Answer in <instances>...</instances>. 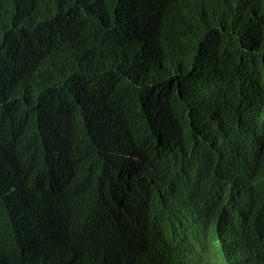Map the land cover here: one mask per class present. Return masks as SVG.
<instances>
[{
	"label": "trees",
	"instance_id": "obj_1",
	"mask_svg": "<svg viewBox=\"0 0 264 264\" xmlns=\"http://www.w3.org/2000/svg\"><path fill=\"white\" fill-rule=\"evenodd\" d=\"M131 2L0 0V176L8 158L31 183L37 166L50 162L56 134L59 145L53 150L59 153L62 148L78 156L70 159L75 173L90 168L91 162L101 164L105 174L117 166L125 180L130 176L123 187H131L141 173L145 180L140 188L153 211L149 219L141 218L138 190L114 191L108 185L104 191L101 182L91 193L84 188L78 200L72 193L63 227L99 202V225L107 226L117 218L115 207L127 204L129 216L139 219L132 246L139 257L145 246H151L169 264H264V179L253 187L244 179L233 181L232 167L226 163L252 150V138L242 128L243 110L264 105L259 97L264 93V3H257L259 18L253 29L229 51L209 53L202 43L205 37L185 35L179 50L171 47L170 58L139 62L126 43L98 44L107 52L104 58L95 46L85 50L69 33L73 23L78 30L81 18L105 16ZM178 2L149 0L146 6L165 30H172L174 23L185 34L189 26L176 16ZM106 82L113 84L111 89L105 90ZM153 114L172 124V145L182 142L187 152H193L194 163L210 172L211 192L221 188L215 195L223 201L225 216H233L230 228L216 226L214 217L205 215L202 206L210 192L169 191L179 177L171 167L159 166L152 172L149 164L133 173L129 163L123 166L124 148L125 158L135 154L131 161L138 164L136 141L149 135ZM258 170L264 172V165ZM227 182L236 189L229 201L219 195ZM21 220L27 221L23 228L28 234L38 230L30 210L23 209Z\"/></svg>",
	"mask_w": 264,
	"mask_h": 264
},
{
	"label": "clouds",
	"instance_id": "obj_2",
	"mask_svg": "<svg viewBox=\"0 0 264 264\" xmlns=\"http://www.w3.org/2000/svg\"><path fill=\"white\" fill-rule=\"evenodd\" d=\"M148 1L133 0L124 8H116L105 16L81 18L78 30L73 23L69 33L77 38L85 50L95 46L100 52L99 56L104 58L107 52L101 51L103 47L98 44L126 43L139 62L149 57L151 60L170 58L171 47L173 51L179 50V44L181 47L185 35L197 40L205 37L206 40H202V43L209 53L217 50L229 51L240 38L253 29L259 18L257 3H264V0H180L174 10L176 16L189 26L188 32L183 34L174 23L172 30H165L164 26L159 25L147 9ZM87 27L89 30H86ZM77 32L85 34V38L81 39ZM112 86L111 82H106L105 90L111 89ZM259 97L264 98V93ZM256 107H245L242 118L243 131L252 138V150L226 160L232 167L230 172L233 173V181L244 179L246 183H251L252 187L258 180L264 179V172L258 170L260 165H264V153L257 155L259 151L264 152V105ZM157 108L161 111L160 107ZM141 125L143 126V123ZM148 126L149 135H143L136 141L135 150L139 147L136 154L140 155L138 164L130 160V156L135 160V154H129L130 156L125 158L127 150L124 148L123 166L129 163L133 173H136L140 166L150 168L149 164L153 166L152 172L159 166L171 167L178 172L179 177L178 181L171 184L169 191L173 193L198 188L206 193L210 192L202 206L205 215L213 216L216 226L222 224L221 227L230 228L229 218L232 219L233 216H225L220 207L223 201L215 195L221 188L215 187L214 192H211L207 187L211 184L210 172L203 170L201 163H194L193 152H187L182 142L172 145L174 128L170 121L162 115L153 114ZM156 138L161 140L162 144H159ZM58 145L59 137L54 134L48 155L50 162L37 166L36 175L29 179L31 183L8 158L3 163L4 170L0 176V264H112L113 258L116 264H169L168 260L156 256V249L151 246L144 247L141 257L133 253V241L139 232V219L129 216L127 204L115 207L117 218L107 226L99 225L102 211L101 205L98 207L96 201L97 204H94L87 214L63 227L65 213L71 207L68 202L72 193L75 192V200H78V195L84 188H88V193H91L101 182L105 186L104 191H108V185H111L114 191L133 193L138 190L141 195L139 200H143L141 218L149 219L153 211L148 206L150 198L144 196L140 188L145 180L141 173L133 179L131 187H123L126 186L127 180L130 181V176L125 172L128 176L125 180L122 173L116 171L117 166H114V171H106L105 174L101 164L91 162L90 168L75 173L70 159L78 156L68 155L62 148L59 153L54 151ZM55 155L57 159H53ZM253 169L256 172H252ZM28 170L34 174L33 169ZM92 177H99L104 181H93ZM224 186V192L219 195L229 201L236 189L233 190V185L229 182ZM149 189L153 191L150 187ZM23 209L33 213L38 225V230L30 234L23 228L27 224L26 220H21ZM129 221L131 228L127 225ZM121 223L123 227L119 228ZM53 228L56 231L52 234Z\"/></svg>",
	"mask_w": 264,
	"mask_h": 264
},
{
	"label": "bare ground",
	"instance_id": "obj_3",
	"mask_svg": "<svg viewBox=\"0 0 264 264\" xmlns=\"http://www.w3.org/2000/svg\"><path fill=\"white\" fill-rule=\"evenodd\" d=\"M107 189H108V188H107ZM105 199H108V200H109V199H110V198H109V195H107ZM99 204L101 205L102 203L99 202L98 205H99ZM98 205H97V206H98ZM62 253H64V251H62ZM66 253H67V252H66ZM66 253H65V254H66Z\"/></svg>",
	"mask_w": 264,
	"mask_h": 264
},
{
	"label": "rangeland",
	"instance_id": "obj_4",
	"mask_svg": "<svg viewBox=\"0 0 264 264\" xmlns=\"http://www.w3.org/2000/svg\"><path fill=\"white\" fill-rule=\"evenodd\" d=\"M129 156H130V155H129ZM129 156H128V157H129ZM132 158H134V157H133V156H130V160H131ZM9 189H10V186H9L8 190H9Z\"/></svg>",
	"mask_w": 264,
	"mask_h": 264
},
{
	"label": "water",
	"instance_id": "obj_5",
	"mask_svg": "<svg viewBox=\"0 0 264 264\" xmlns=\"http://www.w3.org/2000/svg\"><path fill=\"white\" fill-rule=\"evenodd\" d=\"M73 260H75V261H76L77 259L73 258Z\"/></svg>",
	"mask_w": 264,
	"mask_h": 264
}]
</instances>
